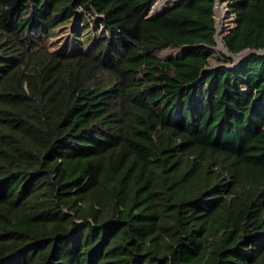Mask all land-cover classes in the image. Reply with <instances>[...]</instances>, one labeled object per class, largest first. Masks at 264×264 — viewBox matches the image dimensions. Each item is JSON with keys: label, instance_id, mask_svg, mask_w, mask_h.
Wrapping results in <instances>:
<instances>
[{"label": "trees", "instance_id": "trees-1", "mask_svg": "<svg viewBox=\"0 0 264 264\" xmlns=\"http://www.w3.org/2000/svg\"><path fill=\"white\" fill-rule=\"evenodd\" d=\"M158 1L0 0V264H264V53Z\"/></svg>", "mask_w": 264, "mask_h": 264}, {"label": "rangeland", "instance_id": "rangeland-1", "mask_svg": "<svg viewBox=\"0 0 264 264\" xmlns=\"http://www.w3.org/2000/svg\"><path fill=\"white\" fill-rule=\"evenodd\" d=\"M170 1H173V0H159L155 4V6L157 4H158V6L156 8H153V10L158 9L159 7L165 6L168 3H171ZM226 9H227L226 4H221V3L216 4L215 17H216L217 31H218V35L216 38L217 39L216 50H217V53H220V54L226 53L229 55L228 50L226 49L224 42H223V36H224V30L227 27H232L234 25V21L231 18H227ZM63 37L64 36H62V37L58 36V38L51 40V42L48 44V45H50L51 50H54V51L59 50L60 44L62 45L63 42L65 41V39ZM57 39L60 40V44L59 45H53L52 42L56 41ZM37 47H38V44L33 46V49H36ZM216 61L217 60L212 59L213 63H216ZM237 63H238L237 60L234 59L232 65H236ZM213 66H215V65H213Z\"/></svg>", "mask_w": 264, "mask_h": 264}, {"label": "water", "instance_id": "water-1", "mask_svg": "<svg viewBox=\"0 0 264 264\" xmlns=\"http://www.w3.org/2000/svg\"><path fill=\"white\" fill-rule=\"evenodd\" d=\"M220 0H216V4H220ZM216 6V5H215ZM216 8V7H215ZM216 27H217V23H216ZM217 35H218V31L216 32V38H217ZM217 41V39H216ZM251 52H258V53H264V50H255V49H251V50H246V51H243V52H240L239 54L237 55H233V54H230L229 53V56L230 57H233L235 60H237V62H240L243 58L246 57L247 54L251 53Z\"/></svg>", "mask_w": 264, "mask_h": 264}, {"label": "bare ground", "instance_id": "bare-ground-1", "mask_svg": "<svg viewBox=\"0 0 264 264\" xmlns=\"http://www.w3.org/2000/svg\"><path fill=\"white\" fill-rule=\"evenodd\" d=\"M156 6H158V4H157ZM222 46H223V45H222Z\"/></svg>", "mask_w": 264, "mask_h": 264}, {"label": "clouds", "instance_id": "clouds-1", "mask_svg": "<svg viewBox=\"0 0 264 264\" xmlns=\"http://www.w3.org/2000/svg\"><path fill=\"white\" fill-rule=\"evenodd\" d=\"M216 7V6H215Z\"/></svg>", "mask_w": 264, "mask_h": 264}]
</instances>
